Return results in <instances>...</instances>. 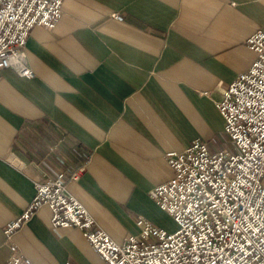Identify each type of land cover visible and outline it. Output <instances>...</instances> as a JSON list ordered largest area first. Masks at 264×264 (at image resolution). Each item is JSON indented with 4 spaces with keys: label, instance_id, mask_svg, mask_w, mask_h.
Returning <instances> with one entry per match:
<instances>
[{
    "label": "crops",
    "instance_id": "1",
    "mask_svg": "<svg viewBox=\"0 0 264 264\" xmlns=\"http://www.w3.org/2000/svg\"><path fill=\"white\" fill-rule=\"evenodd\" d=\"M55 29L36 27L25 51L32 78L0 74V264H106L81 230L51 226L41 207L8 240L36 182L68 191L118 243L143 216L176 222L152 190L174 177L167 154L195 140L237 154L215 101L256 60L264 0H65ZM80 172L77 179L73 175Z\"/></svg>",
    "mask_w": 264,
    "mask_h": 264
},
{
    "label": "built area",
    "instance_id": "2",
    "mask_svg": "<svg viewBox=\"0 0 264 264\" xmlns=\"http://www.w3.org/2000/svg\"><path fill=\"white\" fill-rule=\"evenodd\" d=\"M64 1L0 0V74L12 69L32 78L25 51L29 36L36 27L55 29ZM247 45L256 53L255 62L219 88L215 101L238 153H212L206 142L195 140L184 151L167 154L174 177L151 192L176 222L175 232L140 215L139 234L118 243L69 193L60 175L36 182L35 199L7 224L6 238L47 206L53 229L81 230L106 264H264V32L252 35ZM6 264L31 262L13 255Z\"/></svg>",
    "mask_w": 264,
    "mask_h": 264
}]
</instances>
